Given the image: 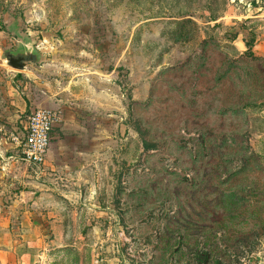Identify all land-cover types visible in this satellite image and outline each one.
Returning <instances> with one entry per match:
<instances>
[{
	"label": "rangeland",
	"instance_id": "1",
	"mask_svg": "<svg viewBox=\"0 0 264 264\" xmlns=\"http://www.w3.org/2000/svg\"><path fill=\"white\" fill-rule=\"evenodd\" d=\"M0 33L37 54L32 70L102 72L117 141L125 128L131 142L99 224L65 230L46 264H264V0H0Z\"/></svg>",
	"mask_w": 264,
	"mask_h": 264
},
{
	"label": "crops",
	"instance_id": "2",
	"mask_svg": "<svg viewBox=\"0 0 264 264\" xmlns=\"http://www.w3.org/2000/svg\"><path fill=\"white\" fill-rule=\"evenodd\" d=\"M23 35L17 27L11 36L16 47L29 43ZM6 41L0 33V50L13 52L7 50ZM254 53L264 55V47ZM38 62H43L39 69L27 64L26 71L15 74L0 58V197H14L0 214V264H46L56 249L72 243L65 230L82 224L96 227L100 220L93 215L104 213L97 203L111 189L107 182L114 180L115 169L133 161L125 128H120L117 141L115 102L98 87L104 74L91 67L96 74L79 78L82 73L72 64L63 68L46 59ZM34 105L60 110L63 115L51 131L45 171L38 175L22 170L27 164L17 143L6 142L9 123H20L21 131L22 119ZM9 184L18 186L16 192L7 188ZM46 229L53 235L50 241L45 239Z\"/></svg>",
	"mask_w": 264,
	"mask_h": 264
},
{
	"label": "built area",
	"instance_id": "3",
	"mask_svg": "<svg viewBox=\"0 0 264 264\" xmlns=\"http://www.w3.org/2000/svg\"><path fill=\"white\" fill-rule=\"evenodd\" d=\"M62 119L60 110L36 106L26 117L22 130L12 137L18 145L22 160L28 163L37 174L45 171L51 131L62 122Z\"/></svg>",
	"mask_w": 264,
	"mask_h": 264
},
{
	"label": "water",
	"instance_id": "4",
	"mask_svg": "<svg viewBox=\"0 0 264 264\" xmlns=\"http://www.w3.org/2000/svg\"><path fill=\"white\" fill-rule=\"evenodd\" d=\"M44 38H49L48 34H43ZM2 61L10 68L24 70L29 62L37 61V54L28 52H9L0 50Z\"/></svg>",
	"mask_w": 264,
	"mask_h": 264
},
{
	"label": "trees",
	"instance_id": "5",
	"mask_svg": "<svg viewBox=\"0 0 264 264\" xmlns=\"http://www.w3.org/2000/svg\"><path fill=\"white\" fill-rule=\"evenodd\" d=\"M254 40L253 37H251L248 40H244L245 46L247 47V52H249L250 54H252V48L254 46ZM36 107V106H35ZM147 146V145H146Z\"/></svg>",
	"mask_w": 264,
	"mask_h": 264
}]
</instances>
